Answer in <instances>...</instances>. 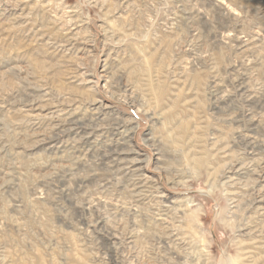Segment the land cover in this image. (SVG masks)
Instances as JSON below:
<instances>
[{"label":"rangeland","instance_id":"1","mask_svg":"<svg viewBox=\"0 0 264 264\" xmlns=\"http://www.w3.org/2000/svg\"><path fill=\"white\" fill-rule=\"evenodd\" d=\"M0 264H264V0H0Z\"/></svg>","mask_w":264,"mask_h":264}]
</instances>
